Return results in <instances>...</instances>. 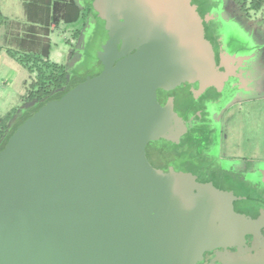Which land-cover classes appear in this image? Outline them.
Returning <instances> with one entry per match:
<instances>
[{"label":"water","instance_id":"obj_1","mask_svg":"<svg viewBox=\"0 0 264 264\" xmlns=\"http://www.w3.org/2000/svg\"><path fill=\"white\" fill-rule=\"evenodd\" d=\"M143 49L35 113L0 151V264H197L261 226L210 184L149 164L147 142L183 133L179 116L158 105V88L232 87L210 55L166 48L155 67Z\"/></svg>","mask_w":264,"mask_h":264},{"label":"rangeland","instance_id":"obj_2","mask_svg":"<svg viewBox=\"0 0 264 264\" xmlns=\"http://www.w3.org/2000/svg\"><path fill=\"white\" fill-rule=\"evenodd\" d=\"M79 1L88 15L87 28L83 25L79 49L71 57L69 79L87 76L94 62L107 55L108 29L121 35L124 47L135 48L134 53L138 47L146 48L155 58L151 61L155 67L165 59L166 48L179 56L184 48L195 50L204 61L210 55L230 87L234 81L239 89L233 95V88L227 94L213 93L223 102L215 119L216 157L224 167H232L230 179L244 178L255 195L264 196V7L250 9L251 0ZM31 27L26 20L0 13V53L7 49L19 57L17 47L29 38ZM70 32L57 31L65 34V40ZM71 44L65 43L66 48ZM156 55L162 56L157 60ZM6 61L0 62V119L11 117L6 125L0 122V128L9 129L28 110L22 99L23 78L15 73L13 62ZM57 101L53 97L48 102Z\"/></svg>","mask_w":264,"mask_h":264},{"label":"flooded vegetation","instance_id":"obj_3","mask_svg":"<svg viewBox=\"0 0 264 264\" xmlns=\"http://www.w3.org/2000/svg\"><path fill=\"white\" fill-rule=\"evenodd\" d=\"M85 28H87L86 24ZM108 31V39L111 44L108 43L110 46L108 45L107 55L94 62L93 70L87 76L76 80L72 78L69 84L77 86L81 82L99 75L108 65H115L124 56L135 52V48L124 47L125 43H123L121 35L119 36L118 33L111 32L109 29ZM215 92V88H209L205 93L198 94L190 84H183L172 89L158 88L156 90L158 105L164 109H172L179 116L183 133L179 141L176 142L163 138L147 142L145 155L149 164L154 168L162 171L173 169L177 172L190 174L196 181L208 183L220 193L230 197L231 209L236 215L242 216L248 221L262 220L261 226L257 230L246 235L245 245L233 249L214 248L212 251L204 253L203 262L197 263L245 264L251 259H258L264 255V247H261L252 252L233 256L246 248L264 242V196L262 194L261 196L255 195L244 178L230 179L228 173L232 167H224L222 160L218 156L216 157L215 119L223 105L218 97L214 96ZM52 98L53 96L49 99ZM58 101L57 103L48 102L45 106L54 109ZM36 109L37 106L32 108V110ZM232 166L237 168V163L232 162Z\"/></svg>","mask_w":264,"mask_h":264},{"label":"crops","instance_id":"obj_4","mask_svg":"<svg viewBox=\"0 0 264 264\" xmlns=\"http://www.w3.org/2000/svg\"><path fill=\"white\" fill-rule=\"evenodd\" d=\"M54 1L55 0H0V13L6 18L26 20L32 25V28H35L31 29L35 31L31 34L39 37L38 43L32 47L27 46L21 49L17 47V50L23 53L37 52L46 54L47 52L50 63L63 67L69 75L68 68L72 64L71 57L73 58L74 53L79 49L83 36L82 27L85 25L87 13L83 11L79 0H57L56 6H53ZM54 14L58 16L60 20L57 24L52 21V16ZM61 28L74 33L77 38L76 45L71 44L70 48H66L65 43L69 41L65 40V34L59 35L57 33ZM54 29H56V31ZM2 60H10L13 62L10 63V65L12 66L13 64L16 67L17 71L15 73L22 76V99L26 104L25 110L32 109L36 106L37 101H28L26 99V85L30 79L29 69L21 63L17 56L9 54L7 49H4V51L0 53V62ZM232 88L234 90L230 95L235 94L236 91L239 90L235 88L234 81ZM53 95L54 93H52L51 96ZM230 95L226 96L225 100ZM222 103L221 101V104Z\"/></svg>","mask_w":264,"mask_h":264},{"label":"trees","instance_id":"obj_5","mask_svg":"<svg viewBox=\"0 0 264 264\" xmlns=\"http://www.w3.org/2000/svg\"><path fill=\"white\" fill-rule=\"evenodd\" d=\"M57 0L54 1L53 6H56ZM264 7V0H251L250 9L254 11H259ZM53 23L57 24L59 17L55 14L52 16ZM31 29H35L32 28ZM32 32H35L31 30ZM28 39H22L19 43V48H25L27 46H34L38 43V36L31 34ZM75 36V35H74ZM76 37V36H75ZM9 54H11L9 52ZM19 57L17 58L23 63L25 67L29 69L30 79L27 83L26 89V99L28 101H37V109L32 110L23 115L18 121H16L9 129L5 126L0 128V151L5 147L8 139L11 135L30 117L35 113L43 110L49 109L45 104L52 97H57L60 99L65 93L74 88L75 84H69L68 72L61 66L54 63H50L48 60V53H37V52H27L23 53L19 51ZM219 69V68H218ZM35 106V107H36ZM11 115H7L6 118H1L0 122L6 125V122L10 120ZM190 175V174H185ZM192 176V175H191ZM193 177V176H192Z\"/></svg>","mask_w":264,"mask_h":264},{"label":"built area","instance_id":"obj_6","mask_svg":"<svg viewBox=\"0 0 264 264\" xmlns=\"http://www.w3.org/2000/svg\"><path fill=\"white\" fill-rule=\"evenodd\" d=\"M68 40L69 42H71L72 44H75L77 42V38L74 36V33H72V35L68 36Z\"/></svg>","mask_w":264,"mask_h":264}]
</instances>
